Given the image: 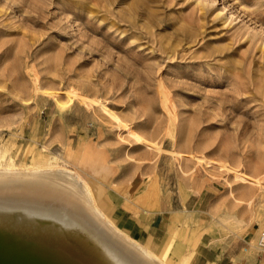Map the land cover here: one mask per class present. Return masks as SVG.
Returning <instances> with one entry per match:
<instances>
[{"label": "rangeland", "instance_id": "rangeland-1", "mask_svg": "<svg viewBox=\"0 0 264 264\" xmlns=\"http://www.w3.org/2000/svg\"><path fill=\"white\" fill-rule=\"evenodd\" d=\"M0 164L77 171L109 220L129 187L168 264L206 230L264 252V0H0Z\"/></svg>", "mask_w": 264, "mask_h": 264}, {"label": "bare ground", "instance_id": "bare-ground-1", "mask_svg": "<svg viewBox=\"0 0 264 264\" xmlns=\"http://www.w3.org/2000/svg\"><path fill=\"white\" fill-rule=\"evenodd\" d=\"M0 166V264H168L106 218L77 171Z\"/></svg>", "mask_w": 264, "mask_h": 264}, {"label": "crops", "instance_id": "crops-1", "mask_svg": "<svg viewBox=\"0 0 264 264\" xmlns=\"http://www.w3.org/2000/svg\"><path fill=\"white\" fill-rule=\"evenodd\" d=\"M104 186L105 192L102 203L109 211L112 222L118 228L127 232L131 238L140 244H154L158 239H163L166 236L168 227L166 226L164 230L163 226L166 225V222L163 218L148 226L145 218L136 215L137 205L129 198V187H126L125 192H120L109 187V183ZM205 201L206 195L201 196L197 203L202 204ZM193 213L200 214L202 211H194ZM199 220V226L209 227L206 219L200 217ZM146 247L151 250L149 246ZM189 252V264H264V252L251 254L245 251L240 244L216 239L208 230L203 231L198 236L196 243ZM177 256H179V260L186 258L184 253Z\"/></svg>", "mask_w": 264, "mask_h": 264}, {"label": "built area", "instance_id": "built-area-1", "mask_svg": "<svg viewBox=\"0 0 264 264\" xmlns=\"http://www.w3.org/2000/svg\"><path fill=\"white\" fill-rule=\"evenodd\" d=\"M258 244H259L260 247L264 248V235H263V232H262V235L260 237V240H259Z\"/></svg>", "mask_w": 264, "mask_h": 264}]
</instances>
